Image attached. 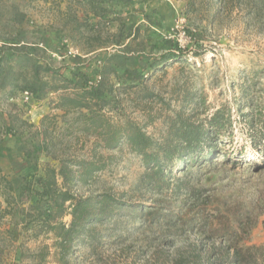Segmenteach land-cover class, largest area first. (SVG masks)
<instances>
[{
    "label": "trees",
    "instance_id": "1",
    "mask_svg": "<svg viewBox=\"0 0 264 264\" xmlns=\"http://www.w3.org/2000/svg\"><path fill=\"white\" fill-rule=\"evenodd\" d=\"M135 1L141 0H52L46 3L53 12L50 21L35 28L12 4L4 32L0 30V104L27 92L36 102L48 100L51 110L60 113L44 115L38 125L17 113L0 114L2 136L17 142L8 173L0 168V221L8 218L27 239L52 241V251L45 245L38 252L37 264H47L48 256L69 264L68 257L81 245L96 252L125 244L143 228L165 237L163 243L186 238L195 228V220H181L160 200H201L200 191L172 175L212 163L222 154L216 141L227 134L226 120L220 111L203 123H190L176 113L169 136L159 141L125 115L130 105L156 99L147 86L151 77L182 59L173 40L151 41L143 36V24L126 25L123 17ZM142 17L148 26H160L154 11ZM95 77L99 79L93 83ZM261 129L251 138L254 151L264 147V123ZM122 146L137 154L145 168L133 188L78 196L79 188H89L104 169L101 151ZM43 156L48 161L41 165ZM213 217H201L203 230ZM232 219L235 227L211 228L210 246L199 241L171 264H264V246H239L256 222L247 214ZM133 220L140 225L126 230ZM5 236L12 240L13 230ZM23 256L17 252L16 260Z\"/></svg>",
    "mask_w": 264,
    "mask_h": 264
},
{
    "label": "rangeland",
    "instance_id": "2",
    "mask_svg": "<svg viewBox=\"0 0 264 264\" xmlns=\"http://www.w3.org/2000/svg\"><path fill=\"white\" fill-rule=\"evenodd\" d=\"M51 1L0 0V30L4 32L12 4L28 15L29 28L48 23L53 12L46 3ZM152 11L160 26H148L143 20V14ZM123 20L126 25L143 24L145 38L173 40L182 51L180 61L155 73L148 82L157 98L140 106H126L125 115L148 135L164 141L176 113L190 123H203L220 111L226 120L227 134L217 136L216 146L224 150L212 163L185 172L178 170L172 175L179 178V183L200 191L201 200L206 203L190 197L167 196L160 200L181 220H195V228L186 238L163 243L165 237L143 228L134 231L125 244L102 247L96 252L81 245L68 257L69 264H171L199 241L204 247L210 246L211 228L220 229L227 224L235 227L232 218L239 214H247L256 222L239 246L263 247L264 147L254 151L250 142L262 131L264 123V0H141L128 7ZM111 27L115 30L116 23ZM55 59L54 66H60L59 58ZM22 94L0 104L4 118L17 113L23 120L38 125L44 115L60 114L51 110L48 100L39 103L29 94V101H25ZM0 139V168L8 173L17 142L1 132ZM88 148L89 144L83 150L85 156ZM101 154L105 158L104 169L96 174L89 188H79L78 196L129 191L145 171L141 158L126 146ZM46 161L44 156L40 158L41 165ZM198 211H202L200 215L196 214ZM206 215L217 217L211 218L210 225L203 230L201 217ZM63 221L68 222L69 217ZM139 225V221L133 220L127 223L126 230L132 231ZM9 230L14 234L10 241L5 240ZM24 233L20 227L14 228L8 218L0 221L2 264H37L40 249L45 245L51 248L48 238L27 239ZM216 243L220 244L219 240ZM20 251L24 256L16 260ZM46 263L57 264L50 256Z\"/></svg>",
    "mask_w": 264,
    "mask_h": 264
},
{
    "label": "built area",
    "instance_id": "3",
    "mask_svg": "<svg viewBox=\"0 0 264 264\" xmlns=\"http://www.w3.org/2000/svg\"><path fill=\"white\" fill-rule=\"evenodd\" d=\"M98 79H99L98 77H95L93 83H96L98 81ZM22 96H23L22 99L25 100V101H29V99L31 97V96H29V94L27 92H24L22 94Z\"/></svg>",
    "mask_w": 264,
    "mask_h": 264
}]
</instances>
